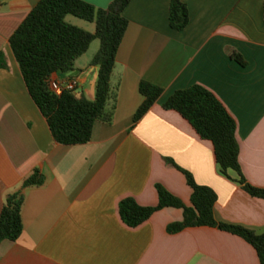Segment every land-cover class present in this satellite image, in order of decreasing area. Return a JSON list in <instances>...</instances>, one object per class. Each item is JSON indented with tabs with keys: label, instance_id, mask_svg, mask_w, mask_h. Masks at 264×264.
Segmentation results:
<instances>
[{
	"label": "crops",
	"instance_id": "0c3cea01",
	"mask_svg": "<svg viewBox=\"0 0 264 264\" xmlns=\"http://www.w3.org/2000/svg\"><path fill=\"white\" fill-rule=\"evenodd\" d=\"M40 1L0 0V53L7 63L0 68V214L7 195L20 190L34 170L46 179L25 190L23 232L17 241L0 244V264H260L251 244L217 228L170 233L168 226L183 220L182 209L165 208L131 228L119 204L133 198L156 207L161 185L191 205L186 171L215 191L219 222L264 233V200L248 194L235 171L224 175L213 144L178 112L164 108L176 91L194 85L213 93L237 123L245 178L264 189V0H183L190 13L183 31L170 27L171 0H132L117 54L114 121H97L91 141L72 146L54 140L10 45ZM83 1L107 9L114 0ZM67 21L96 31L95 23L72 16ZM231 51L246 65L232 59ZM93 57L78 59L73 72H57L52 79L75 82V93L93 101ZM142 81L164 92L135 123L144 102Z\"/></svg>",
	"mask_w": 264,
	"mask_h": 264
},
{
	"label": "trees",
	"instance_id": "16d2710c",
	"mask_svg": "<svg viewBox=\"0 0 264 264\" xmlns=\"http://www.w3.org/2000/svg\"><path fill=\"white\" fill-rule=\"evenodd\" d=\"M131 1L114 0L107 9H98L83 0H41L10 38L30 96L57 143L67 146L87 144L92 139L97 121L113 123L120 86L115 80L117 54L129 24L124 11ZM68 16L95 23L96 31L91 33L69 23ZM189 22L188 6L183 0H171L170 27L183 31ZM96 40L100 41V48L91 61V65L98 68L95 99L90 101L84 95L69 90H63L60 95L53 93L49 85L52 75L73 72L76 61L88 52ZM230 56L241 65H246L239 53L231 51ZM6 67L4 55L0 53V68ZM139 89L144 102L134 117L135 123L144 117L164 92L161 87L146 81L140 83ZM164 108L178 112L200 138L213 144L216 162L224 175L235 171L242 188L252 197L264 200V189L251 185L242 172L237 123L213 93L194 85L176 91ZM168 162L175 166L170 160ZM183 172L192 189L191 205H186L163 186L157 185L158 206L144 207L135 199L126 198L119 204L122 221L131 228H137L165 208L182 209L183 220L170 224V233L192 227L217 228L246 240L256 250L260 264H264V233L257 234L240 225L219 222L215 217V191L198 185L192 174ZM45 181V176L36 169L24 180L20 190L7 195L0 214V244L15 242L21 236L25 190L39 188Z\"/></svg>",
	"mask_w": 264,
	"mask_h": 264
},
{
	"label": "built area",
	"instance_id": "2783aa9c",
	"mask_svg": "<svg viewBox=\"0 0 264 264\" xmlns=\"http://www.w3.org/2000/svg\"><path fill=\"white\" fill-rule=\"evenodd\" d=\"M49 85H50V90L57 95L62 94L63 90L76 92L75 82H67L66 84H61L58 81L51 78L49 81Z\"/></svg>",
	"mask_w": 264,
	"mask_h": 264
},
{
	"label": "rangeland",
	"instance_id": "374dc122",
	"mask_svg": "<svg viewBox=\"0 0 264 264\" xmlns=\"http://www.w3.org/2000/svg\"><path fill=\"white\" fill-rule=\"evenodd\" d=\"M73 18H75V17H73ZM99 48H100V41L99 40L94 41L92 43L89 51L86 53V55H84L81 58V61L84 62L86 60V58H92L94 56V54L98 52Z\"/></svg>",
	"mask_w": 264,
	"mask_h": 264
}]
</instances>
